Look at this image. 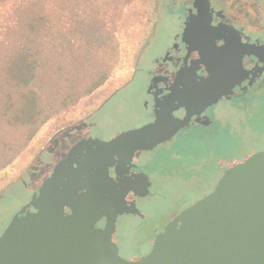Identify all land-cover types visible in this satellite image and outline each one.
I'll return each mask as SVG.
<instances>
[{"label": "flooded vegetation", "instance_id": "1", "mask_svg": "<svg viewBox=\"0 0 264 264\" xmlns=\"http://www.w3.org/2000/svg\"><path fill=\"white\" fill-rule=\"evenodd\" d=\"M145 27L148 32L128 83L139 74L136 98L150 117L140 124L122 127H93L89 119L78 120L67 128L75 127L82 135L63 154L65 158L84 138L111 140L158 117H170L179 126L171 138L153 148L137 150L130 160L127 155L116 154L108 169L110 190L121 192L131 187L127 203L134 202L139 209L118 216L113 236L120 254L129 260L149 253L166 226L213 192L229 168L264 151H254L226 171L225 163H219L212 179L199 175L191 186L182 179L178 196L154 218H148L140 201L154 195V174L166 173L177 160L205 157L221 149L225 141V103L238 102V109H243L247 106L244 100L251 94L264 92V0H156ZM81 155L78 161L85 158ZM147 185L149 193L139 195ZM66 212L72 210L67 207ZM129 216L140 220L135 227L141 239L132 256L126 257L116 236L121 219ZM106 223L104 217L96 226L104 228ZM150 237L148 250H142Z\"/></svg>", "mask_w": 264, "mask_h": 264}, {"label": "water", "instance_id": "2", "mask_svg": "<svg viewBox=\"0 0 264 264\" xmlns=\"http://www.w3.org/2000/svg\"><path fill=\"white\" fill-rule=\"evenodd\" d=\"M178 127L158 117L111 140L76 143L0 236V264H264V151L229 168L213 192L166 226L149 253L135 260L120 254L113 239L118 216L139 209L127 203L131 187L110 190L108 169L116 154L130 160ZM138 193L147 195L149 186Z\"/></svg>", "mask_w": 264, "mask_h": 264}, {"label": "trees", "instance_id": "3", "mask_svg": "<svg viewBox=\"0 0 264 264\" xmlns=\"http://www.w3.org/2000/svg\"><path fill=\"white\" fill-rule=\"evenodd\" d=\"M134 1L0 0V171L47 123L78 121L66 115L112 76Z\"/></svg>", "mask_w": 264, "mask_h": 264}, {"label": "rangeland", "instance_id": "4", "mask_svg": "<svg viewBox=\"0 0 264 264\" xmlns=\"http://www.w3.org/2000/svg\"><path fill=\"white\" fill-rule=\"evenodd\" d=\"M155 2L135 0L125 8L117 32L121 42L120 60L112 76L92 96L82 100L76 109L67 114V119H89L94 123L93 127L100 124L122 127L140 124L150 117V113L139 106L136 98L139 93V74L128 82L147 35L145 24L150 20ZM5 17L6 10H0V30ZM244 101L247 106L243 109H238V102L225 103V141L221 149L205 157L189 156L188 159L177 160L166 173L154 174V195L140 201L148 218H154L172 202L171 199L178 196L182 179L189 186L196 183L199 175L212 179L219 163H225L226 171L254 151L264 148V92L253 93ZM64 121L54 120L44 125L23 154L0 171V236L50 177L66 150L82 135L75 127L68 129L69 123ZM139 222L138 218L129 216L122 218L119 223L116 240L120 241L122 254L126 257L132 256L134 247L141 239L135 227ZM147 240L142 250H148L151 237Z\"/></svg>", "mask_w": 264, "mask_h": 264}]
</instances>
